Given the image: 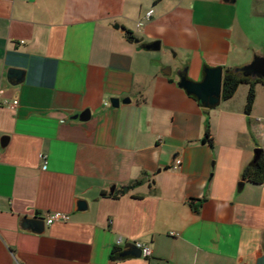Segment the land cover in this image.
<instances>
[{
    "label": "crops",
    "instance_id": "1",
    "mask_svg": "<svg viewBox=\"0 0 264 264\" xmlns=\"http://www.w3.org/2000/svg\"><path fill=\"white\" fill-rule=\"evenodd\" d=\"M255 54L264 0H0V264H264V186L239 185L264 85L249 114L246 84L208 112L177 85ZM126 242L150 254L112 259Z\"/></svg>",
    "mask_w": 264,
    "mask_h": 264
},
{
    "label": "water",
    "instance_id": "2",
    "mask_svg": "<svg viewBox=\"0 0 264 264\" xmlns=\"http://www.w3.org/2000/svg\"><path fill=\"white\" fill-rule=\"evenodd\" d=\"M115 28L118 25H114ZM158 42H153L146 45V48L149 49H158ZM168 69H165L169 73ZM233 73L237 75L254 79H264V55L255 54L252 59L244 63L241 66H237L232 69ZM179 80L177 85L183 88L187 94L194 95L201 103L205 105V111L208 112L209 107L215 106L220 101L221 87H222V77L223 71L221 67H206L204 69V75L200 81H193L186 77L185 69L177 71ZM24 72L21 69L11 68L8 70V77H16L18 81L23 80ZM129 98L120 100L119 98H111V105L117 107L120 102H129ZM89 110H85L79 115H75L74 118L87 119L89 117ZM8 136L4 135L1 137V144H4L7 141ZM259 152L258 148L255 150L257 154ZM175 160V156H173ZM240 186L243 185V182H240ZM115 185L110 187L109 194H113ZM76 209L83 211L87 209V202L78 198L75 202ZM22 224L24 228L30 229L32 231L41 233L45 228L44 219L38 217H24L22 219ZM120 256H135L140 257L142 255V249L139 247L136 242H126L122 245V249L118 252Z\"/></svg>",
    "mask_w": 264,
    "mask_h": 264
},
{
    "label": "trees",
    "instance_id": "3",
    "mask_svg": "<svg viewBox=\"0 0 264 264\" xmlns=\"http://www.w3.org/2000/svg\"><path fill=\"white\" fill-rule=\"evenodd\" d=\"M126 36L129 40L136 39L131 31H126ZM205 68L206 66H204V69ZM241 84L248 85V93L245 103V113L249 114L253 107L256 97V86L257 84L264 85V79L251 80L250 78L233 73L231 69H227L223 73L222 77L220 100L230 99L235 94L238 86ZM191 96L199 102V100L194 95ZM205 140H207L209 143L212 142L208 127L205 134ZM258 150L259 152L257 154L255 153L254 158L242 170L241 181L264 186V151L260 148H258ZM141 182V180H136L131 183V186L138 185ZM117 254L118 251H112L111 258L115 259L117 257Z\"/></svg>",
    "mask_w": 264,
    "mask_h": 264
},
{
    "label": "built area",
    "instance_id": "4",
    "mask_svg": "<svg viewBox=\"0 0 264 264\" xmlns=\"http://www.w3.org/2000/svg\"><path fill=\"white\" fill-rule=\"evenodd\" d=\"M152 15H153V9H149L144 14V17L142 18V20L137 22V25L140 26L143 23V21L150 20ZM16 103H17V101H14V104H16ZM42 158H44V157L42 156ZM180 162H181L180 159L176 158L173 161V166L176 167L178 164H180ZM43 219L45 221V224L50 225L51 223H53L55 221H67V220H69V215L67 213H64L61 211H54V212L46 214L43 217ZM136 244L139 247H141L143 256H148L150 254V249L146 245H143V244L138 243V242H136Z\"/></svg>",
    "mask_w": 264,
    "mask_h": 264
}]
</instances>
